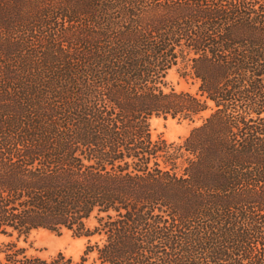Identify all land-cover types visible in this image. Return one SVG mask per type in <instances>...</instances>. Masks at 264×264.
<instances>
[{
	"label": "trees",
	"instance_id": "obj_1",
	"mask_svg": "<svg viewBox=\"0 0 264 264\" xmlns=\"http://www.w3.org/2000/svg\"><path fill=\"white\" fill-rule=\"evenodd\" d=\"M38 230L82 256L0 264H264V0H0V235Z\"/></svg>",
	"mask_w": 264,
	"mask_h": 264
},
{
	"label": "rangeland",
	"instance_id": "obj_2",
	"mask_svg": "<svg viewBox=\"0 0 264 264\" xmlns=\"http://www.w3.org/2000/svg\"><path fill=\"white\" fill-rule=\"evenodd\" d=\"M166 89L173 88L176 91H187L195 93L197 84L192 79H185L179 75L177 68L170 70L166 77ZM208 112L205 114L207 115ZM200 121L193 123L187 121H177L162 118H153L150 122L152 139L163 138L167 142H180L190 132L199 125ZM15 243L19 248H23L28 256H38L50 258L58 253H62L74 260H79L85 249L86 239L77 238L69 231H62L60 234L46 230L33 231L27 237H4L0 235V243ZM0 254V258H1ZM87 264H91L89 261Z\"/></svg>",
	"mask_w": 264,
	"mask_h": 264
}]
</instances>
